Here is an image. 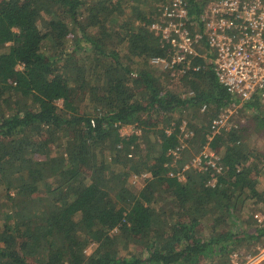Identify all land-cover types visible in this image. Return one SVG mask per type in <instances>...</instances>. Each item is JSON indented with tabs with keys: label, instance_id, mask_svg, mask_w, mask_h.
Returning <instances> with one entry per match:
<instances>
[{
	"label": "trees",
	"instance_id": "trees-1",
	"mask_svg": "<svg viewBox=\"0 0 264 264\" xmlns=\"http://www.w3.org/2000/svg\"><path fill=\"white\" fill-rule=\"evenodd\" d=\"M162 1L0 0V264H232L233 248L264 237L239 212L241 193L264 203L258 154L243 144L264 108L252 99L241 107L249 123L216 132L238 98L218 82L212 52L172 69L150 63L169 47L148 29ZM184 1L199 17L209 0ZM216 141L214 166L187 164ZM174 158L187 166L182 181ZM143 172L133 189L128 178Z\"/></svg>",
	"mask_w": 264,
	"mask_h": 264
},
{
	"label": "built area",
	"instance_id": "built-area-1",
	"mask_svg": "<svg viewBox=\"0 0 264 264\" xmlns=\"http://www.w3.org/2000/svg\"><path fill=\"white\" fill-rule=\"evenodd\" d=\"M160 10L148 29L169 47L167 56L150 59L153 66L172 69L209 50L218 82L238 98L229 105L241 108L254 99L264 106V0H209L199 17L188 13L184 0H169ZM224 112L213 127L224 122ZM261 254L264 247L246 261H264Z\"/></svg>",
	"mask_w": 264,
	"mask_h": 264
},
{
	"label": "rangeland",
	"instance_id": "rangeland-1",
	"mask_svg": "<svg viewBox=\"0 0 264 264\" xmlns=\"http://www.w3.org/2000/svg\"><path fill=\"white\" fill-rule=\"evenodd\" d=\"M154 2V3H153ZM162 0H150V4L151 5H161L162 4ZM168 2V0H167ZM119 44L120 40L117 37L112 38V40L110 41V45L111 46H116L117 43ZM70 44V43H69ZM48 45V44H47ZM46 46V45H45ZM22 68V65L18 64L15 66L16 70H19ZM9 77V80H12L13 78V74L10 73L9 75H7ZM133 88L134 87H138L140 88V84L137 82H135V85L133 83ZM173 90L175 91H180L182 92L183 90V86L179 83H174L172 86H170ZM137 88V89H138ZM136 89V88H135ZM96 89H94L93 87H88V92L89 93H93L95 92ZM81 95L79 93V91H73L71 92V94L69 95V101L72 102L73 104H76L77 106H81L82 108H84L83 106V101L80 99ZM82 101V102H81ZM57 106L59 108H63V100H58L57 101ZM261 108H264V106L262 105ZM225 111L224 115L226 116V119L224 120V122L219 125L216 126L215 131L217 132L219 128L224 127V128H229L231 126H240L241 124H243V122L245 123H249V119L253 116V112L250 110H243V108H234L233 106H226L223 107L220 112ZM180 116V115H177ZM185 121H187V119L184 117L181 120V123L179 124V127H182V131L185 128L183 125L186 124ZM254 126H251V128L247 129V133L246 136L243 138V144L245 146V149L247 150V152L252 151L253 153L256 152L258 154L257 158H255L254 160V164L252 165H257L256 168L259 169L260 168V172L261 174L258 175V182L256 183V187L258 188V190L260 191H264V126H260L258 124H253ZM119 132L122 135H129L133 132V126L132 125H124L121 126L119 128ZM137 132H139V130H137ZM188 133V131H186L184 134V136H186V134ZM54 138H61L62 140H67L66 138L71 136V132H53L52 133ZM47 143H49V141H47ZM184 146H187V142L183 141ZM220 143V141H216L215 145L216 147H212V146H205V148L203 149V151H201L199 154L194 153V151L191 150V154H193L194 156L191 158V160H189V162L187 163L189 166L192 167H196L197 169L202 170L203 168H205V166H214L217 163V160L219 159V155H217V150L220 147V145H218ZM52 145V143H49V147ZM42 146V144L38 145V147L40 148ZM52 149L51 152H53L54 146L50 147ZM256 154H254L255 156ZM180 158V156H179ZM178 158H174L171 165L172 167H175V174L177 175V177L179 178V180H184L185 179V174H184V168L187 167H183L182 169L178 168L179 164L177 162ZM204 160V161H203ZM212 163H214V165H212ZM188 166V167H189ZM148 177V174L143 172L140 175H131L128 178V183L130 186H132L133 189H139L144 181L145 178ZM247 187H244V190ZM248 192V191H247ZM45 193H44V189L41 188L39 189V191L37 192V194L35 196L37 197H44ZM249 193L246 194V192L243 194L241 193L239 195V198H241V200L243 199L242 203L244 204L243 207L241 206V209H239V212L241 214L242 217V222H243V226L248 227L249 225H255V224H260L263 223L264 224V203L257 201L255 202V200H257L256 198L252 199L251 197H248ZM246 196V197H245ZM4 195L2 193H0V201H3ZM254 214V215H253ZM255 218V219H254ZM199 229L203 230L202 224L199 225ZM244 245L239 246L237 248H233L232 251H230V261L232 264H248V262L246 261L247 258L246 256H253L255 254L258 253L259 250H262V248L264 247V237H262L261 239L258 240H251L249 242H244ZM93 247V245H90V247L87 249V252L90 253L91 252V248ZM264 254H261V256ZM33 260V259H32ZM250 264V263H249ZM257 264H264V261H259Z\"/></svg>",
	"mask_w": 264,
	"mask_h": 264
}]
</instances>
